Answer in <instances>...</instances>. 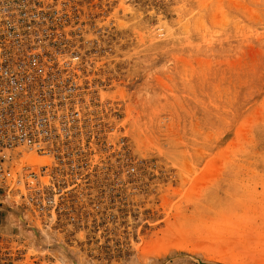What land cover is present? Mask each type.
Here are the masks:
<instances>
[{
	"label": "rangeland",
	"instance_id": "obj_1",
	"mask_svg": "<svg viewBox=\"0 0 264 264\" xmlns=\"http://www.w3.org/2000/svg\"><path fill=\"white\" fill-rule=\"evenodd\" d=\"M110 1L113 95L144 164L99 218L0 205L1 264H264V0Z\"/></svg>",
	"mask_w": 264,
	"mask_h": 264
},
{
	"label": "built area",
	"instance_id": "obj_2",
	"mask_svg": "<svg viewBox=\"0 0 264 264\" xmlns=\"http://www.w3.org/2000/svg\"><path fill=\"white\" fill-rule=\"evenodd\" d=\"M115 29L110 0H0L1 205L45 224L99 218L139 173L113 95Z\"/></svg>",
	"mask_w": 264,
	"mask_h": 264
},
{
	"label": "water",
	"instance_id": "obj_3",
	"mask_svg": "<svg viewBox=\"0 0 264 264\" xmlns=\"http://www.w3.org/2000/svg\"><path fill=\"white\" fill-rule=\"evenodd\" d=\"M0 205H1V203H0Z\"/></svg>",
	"mask_w": 264,
	"mask_h": 264
}]
</instances>
